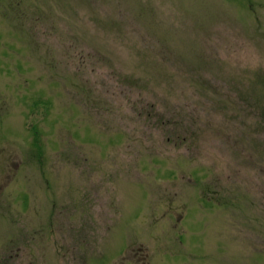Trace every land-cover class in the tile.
<instances>
[{
    "label": "rangeland",
    "instance_id": "374dc122",
    "mask_svg": "<svg viewBox=\"0 0 264 264\" xmlns=\"http://www.w3.org/2000/svg\"><path fill=\"white\" fill-rule=\"evenodd\" d=\"M0 264H264V0H0Z\"/></svg>",
    "mask_w": 264,
    "mask_h": 264
}]
</instances>
